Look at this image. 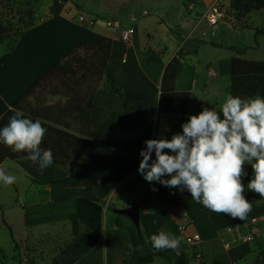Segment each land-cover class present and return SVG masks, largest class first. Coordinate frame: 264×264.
Masks as SVG:
<instances>
[{"label": "trees", "instance_id": "obj_1", "mask_svg": "<svg viewBox=\"0 0 264 264\" xmlns=\"http://www.w3.org/2000/svg\"><path fill=\"white\" fill-rule=\"evenodd\" d=\"M10 0H0V5ZM69 1V0H65ZM230 9L235 20L243 19L252 12L264 9V0H229ZM53 1L48 17H57L61 7ZM33 0H28L27 19L21 25L22 29L15 32L17 41L25 31L41 20L33 18L31 7ZM264 35V28L255 31V37ZM8 30L0 25V44L9 40ZM220 47V46H219ZM236 53L231 60L229 93L241 98L254 97L259 94L264 97V62L248 61L241 58L244 50L229 48ZM79 51L89 53L78 61L77 68L71 64V59ZM112 41L90 30L66 52L61 60L56 62L21 98L8 108L0 98V128L6 126L9 118L16 110L24 113L25 118L46 121V135L40 145L42 149H51L53 163L44 169L38 163L28 159V153L13 152L0 143V164L4 160L16 163L33 183L40 186L58 187L62 189L87 188L96 194L97 188L115 186L129 177L139 166L142 159L140 151L146 147L149 139V125L140 118L126 114L108 111L93 104L95 90L89 96H76L74 101L64 105L62 109L51 116L37 110L24 108L25 101L33 97L35 92L56 76H76L80 70L81 76L99 84L103 78L108 61L111 57ZM181 55V51L178 52ZM194 77L191 67H184L176 58L165 68L157 104L158 118L160 115L178 117L180 120L187 115L190 91ZM119 93L118 90H115ZM66 111L72 114L76 123L82 129L71 132L64 120ZM176 133H182L181 126L168 130V139ZM150 200H161L170 208L182 207L194 202L187 190L161 186L143 201L137 204L142 207ZM75 203V218L71 221L72 239L53 259L52 264H129L131 250L127 233L121 229L107 232L105 241V257L102 249L103 208L97 200L77 197ZM213 229L217 232L229 227L245 223L252 218L264 215V206H252L245 220L234 219L229 215H218L205 210ZM141 248L135 264H151L154 259H161L166 264H190L185 253V247L180 244L178 250H155L150 242L153 234H158L161 227L169 222L166 212L146 213L140 209ZM10 236V227L4 223ZM15 245V243L13 242ZM0 254L3 251L0 249ZM218 264V263H214ZM255 264H264V250Z\"/></svg>", "mask_w": 264, "mask_h": 264}, {"label": "crops", "instance_id": "obj_2", "mask_svg": "<svg viewBox=\"0 0 264 264\" xmlns=\"http://www.w3.org/2000/svg\"><path fill=\"white\" fill-rule=\"evenodd\" d=\"M43 1L45 0H34V3L40 4ZM206 5L207 3L202 5L203 9ZM191 6H193L192 10L187 7V11L190 13L195 9L194 4H191ZM254 14H262V20L260 21V18L258 20L259 24L253 23V18L250 13L242 19L241 27L231 26L232 32L234 33H248L253 46H250V44L240 46V44H235L234 42H232L233 44L225 45L220 42L205 40L203 39L204 36H195L194 33L201 31V29H199L201 26H203V29L205 28L204 30L208 32L214 30L216 33L222 23L221 21L215 27H209L205 24L198 25V22L197 24L193 23L191 31L194 29V33L185 43L187 49L184 51L186 54L184 59L177 58L178 61L184 67H192L187 64V61L189 62L192 56L198 55L201 50H206L208 47H211L216 51H229V55L225 56V59L229 62L230 67L231 60L236 56V53L228 50L229 48L244 50L245 52L241 58L250 61L246 58L248 54L247 52L264 51V35H258L255 37V31L260 29L258 25H262L264 28V9L254 12ZM79 17L82 16H76L69 9L65 12L62 11L57 17L47 16L24 32L17 41L12 53L4 54L3 50L0 51V98L8 108H11L56 62L63 58L66 52L85 34L86 31L90 30L107 37L112 41L111 57L108 61L103 78L94 94L93 104L108 111L134 117L135 111L130 110L132 109V107L130 108V104H133L137 108V100L139 99H134V95L136 94H133L127 85L131 82L132 87L138 88L136 90L137 93L140 89V87H138L140 86L139 82L135 79L133 74L129 73V75H125L117 70L116 64L118 63V58L116 59L115 57V42L104 32L106 29V23L104 22L105 25H103L100 23L102 21H96V25H92L90 20H86L82 17L84 21H80ZM94 26H97L99 29ZM166 27L173 36L174 34H177L175 33L177 26L173 27L167 25ZM190 32L188 35H190ZM201 35H203V33H201ZM118 40L120 41L119 38ZM124 44L128 45L126 43ZM130 46L132 47L128 49V53H132L134 60H136L139 66L144 64L146 65L145 67L151 68L150 71L154 72V79L152 80L153 86L159 88L158 85H160L165 68L176 56L174 53L176 51L175 47L177 48V40L175 39V47L171 51H167L166 49H161L159 51H137L134 49L133 41L130 43ZM120 61L122 64H126L124 56H121ZM205 63L208 64V61ZM220 63L221 60L215 62L216 66H220ZM194 72L198 74L196 68H194ZM224 76L229 78L230 87V68L229 72ZM119 79H122L126 83L124 82L125 84H123L119 82ZM197 84L198 81L193 79L189 103L191 96L197 92ZM115 90H118L119 93ZM31 99H33V97L28 98L24 103V108L27 110L33 108L29 102ZM65 122L67 123L66 120ZM71 132L77 133L74 131ZM152 154H154V151ZM170 154L172 153L170 152ZM5 161L8 160H4L0 166H3ZM139 174L138 170L134 171L122 183L116 185V188L111 186L97 188L96 194L87 188L56 189L58 187H53L51 189V192H53L52 195L48 193L40 194V197L35 203L21 204L20 197H18L19 206L16 218L19 221V229L16 234L14 225L10 222L9 218H7V221L12 227V246H9L10 251L9 253H6L0 245V249L3 251V254H0V264H52V261L57 254L72 239V234L70 237H66L64 230L66 225L71 224V221L75 218L76 214L75 209L73 213L65 215L63 209L57 210L56 208L50 210L47 207L51 205H60L63 207L66 204H69L66 200L72 201L70 202V206L72 205V207H75L74 201L77 197H86L91 200H96L97 197L105 194L109 188H112L115 192H119L123 196H132L137 188H135V186L132 187L131 184L132 182H136L139 185ZM129 187L132 189L129 190ZM144 196L145 195H140L136 199L144 198ZM152 201L154 202L157 200H151V202L140 209L150 214L163 211L168 214L170 220L161 227L160 230L172 233L174 236L181 239V244L185 247V253L190 259V264H255L261 252L264 250V240L253 245L241 244L238 243L236 239L238 236H241L242 233L228 234L224 230L219 232L215 231L206 215V208L202 204L194 201L182 207L170 208L163 201L159 200L162 202L160 208H154L153 204L155 203ZM66 216H68V218ZM110 222L109 231L113 229H121L127 233L130 245L132 246L130 248L131 255L129 264H135L140 254V250L133 251V249L141 248V226L137 229L130 219L118 214L112 216ZM4 223V220H2L0 224L4 226ZM178 227H184L186 235L198 234L200 236L201 243L198 246V251L201 254V259L196 260L192 258V249L184 243V236L177 232ZM106 234L102 236L104 257ZM225 242L230 243L229 249L224 248ZM155 260H157V258L154 259L151 264H154Z\"/></svg>", "mask_w": 264, "mask_h": 264}, {"label": "rangeland", "instance_id": "obj_3", "mask_svg": "<svg viewBox=\"0 0 264 264\" xmlns=\"http://www.w3.org/2000/svg\"><path fill=\"white\" fill-rule=\"evenodd\" d=\"M53 1L45 0L40 4L34 3L31 7L33 12V18L35 20H42L46 18L51 9H53ZM58 5L61 7V12H65L68 9L71 10L76 16L80 15L86 20H90L92 25H96V21H102L106 23V29L104 32L114 40L115 42V57L118 58L116 64L117 70L121 74L129 75L133 74L135 79L139 82L140 89L136 93L138 88L132 87L131 82L127 86L137 100V108L130 104L132 111H135L134 117L140 118L147 122L149 125V139H168V130L176 125L181 126L183 123L188 121L191 115L199 114L204 108H215L217 111L220 109V105L223 103L225 96L228 94L229 78L224 75L229 72V62L226 61V57L229 55V51L221 50L216 51L211 47L206 50H201L198 55L192 56L191 60L187 64L196 68L198 74L194 72L193 79L198 81L197 92L191 96L190 103L188 105L187 115L180 120L178 117L160 115L158 118L157 104L159 98V88L153 86L152 80L154 72H151V68L145 67L146 65H138L134 60L132 53H128V49L131 48L130 43L133 41L134 49L137 51H159L166 49L171 51L174 49L175 39L177 40V48L175 47V57L178 59H184L185 45L187 39L194 33L192 25L199 22V18L203 13V4L207 3L208 0H56ZM28 0H10L0 5V25L8 30L11 38L0 44V51L8 53L7 50L13 47L16 41L15 32L22 29L21 25L27 19V8ZM190 4L195 5V9L187 11V7ZM223 19L220 28L214 32L206 31L201 26V31L194 33L195 36H204L203 39L220 42L223 44H240V46H246L253 44L249 39L248 33H234L232 32L231 26H242V19L235 20V15L232 9H230V1L224 0L223 6ZM254 24H259L258 20H262V14L251 13ZM257 19H256V18ZM107 23L118 24L119 27L116 31H113V27H108ZM238 24V25H237ZM167 25L177 26L174 36L169 32ZM203 25V24H201ZM95 28L99 29L97 26ZM132 27L135 30L134 37L125 45L118 40L121 31ZM260 29H263L262 25H258ZM203 30V31H202ZM191 31V32H190ZM231 31V32H230ZM190 32V35L188 33ZM203 33V35H201ZM119 41V42H118ZM179 50L181 55H179ZM191 52V51H187ZM196 52V51H195ZM247 57L250 61H264V51L247 52ZM89 55L85 51H79L71 59V64L74 69L77 68L78 61L85 59ZM121 56H124L126 64H122L120 61ZM177 59V60H178ZM221 60L220 66H216L215 62ZM208 61V64L205 63ZM187 67V66H186ZM191 67V68H192ZM193 68V70H194ZM225 70V73H224ZM128 72V73H127ZM227 72V73H226ZM213 73V75H211ZM76 76H56L38 91L35 92L33 99L29 102L33 106L32 109L42 113H49L51 116H56L60 109L66 105L70 99L74 101L76 96H89L92 92L97 90L99 84H93L91 80H86L81 76L80 70L76 71ZM127 79V78H126ZM121 83L126 82L119 79ZM125 82V83H124ZM161 83V82H160ZM132 87V88H131ZM66 111L64 119L67 121V125L71 131L78 132L82 128L78 126L72 114ZM222 116V114H221ZM169 152V150H165ZM170 154V152H169ZM152 160H155V153L152 154ZM151 163V161H150ZM9 174L17 177L16 182L10 186H5L0 183V223L4 220L10 226L7 221L9 218L10 222L14 225L16 234L19 229V221L16 218L18 213V197H20L21 204L35 203L40 197V194L52 195L51 189L53 187L40 186L33 183L25 172L14 162L5 161L3 164ZM139 168V166H138ZM138 168L136 170H138ZM135 170V171H136ZM244 171L246 175L243 176L242 181L245 185V192L243 193L245 198L252 204V206H264V198L260 197L259 194L247 190L246 186L253 177V170L251 165L245 164ZM170 179V177H164ZM138 183L132 182L131 186L136 189L134 195H121L119 192H115L112 188H109L100 197H97V201L103 208V235L106 234L110 229L111 218L116 215L115 210L124 209L128 207L137 206L144 198L136 199L140 195L148 196L153 192V188H158L161 185L158 182H147L141 174H139ZM122 183V182H121ZM120 184V183H119ZM117 184V185H119ZM116 188L117 186H111ZM59 189V188H56ZM131 190L132 188H128ZM56 192V190H55ZM144 196V197H145ZM65 206L51 205L47 208L50 210L63 209L64 214L68 215L73 213L75 207L70 206L69 200H66ZM151 202V200L149 201ZM147 202L142 207L146 206ZM153 202V201H152ZM154 208H160L161 201H154ZM17 204V205H16ZM72 204V203H71ZM69 205V206H68ZM157 205V206H155ZM138 207V206H137ZM141 207V208H142ZM165 207V206H164ZM140 208V207H139ZM206 210H208L206 208ZM146 212V211H145ZM164 212V211H163ZM147 213V212H146ZM68 218V216H66ZM67 224V223H66ZM10 229L12 227L10 226ZM64 234L66 237L71 235V224L65 226ZM264 240V239H263ZM12 244V238L8 229L0 224V245L9 253L10 245ZM251 245V244H250ZM12 246V245H11ZM193 256V255H192ZM193 258V257H192ZM154 264H165L161 259L155 260Z\"/></svg>", "mask_w": 264, "mask_h": 264}, {"label": "clouds", "instance_id": "obj_4", "mask_svg": "<svg viewBox=\"0 0 264 264\" xmlns=\"http://www.w3.org/2000/svg\"><path fill=\"white\" fill-rule=\"evenodd\" d=\"M45 123L40 118H25L23 112L16 110L8 124L0 128V143L13 152L28 153L29 160L38 163L41 169L47 168L53 163V153L40 147L47 132ZM181 127L182 133L174 134L171 139L145 141L138 172L150 184L158 182L187 190L192 200L209 211L245 220L252 210V204L243 194L245 164L253 170L247 190L264 198V97L257 94L241 98L229 93L219 111L204 108ZM153 151L155 160H152ZM166 176L170 179H165ZM16 179L0 166V183L10 186ZM150 242L157 251H175L181 239L160 230L151 235ZM136 250L143 249H133Z\"/></svg>", "mask_w": 264, "mask_h": 264}, {"label": "built area", "instance_id": "obj_5", "mask_svg": "<svg viewBox=\"0 0 264 264\" xmlns=\"http://www.w3.org/2000/svg\"><path fill=\"white\" fill-rule=\"evenodd\" d=\"M224 0H208L206 7L204 8L203 13L199 18V24H205L209 27H215L223 19V6ZM193 6L188 5V9L192 10ZM80 21H84L82 17H79ZM108 27H113V31H116V28L119 27L118 24L112 26L111 23H107ZM135 30L130 27L126 30H123L119 34V39L123 43H130L134 37ZM213 75V73H211ZM228 234L242 233L241 236H238L236 241L241 244H257L258 242L264 239V215L259 217L252 218L251 220L236 225L234 227H229L224 229ZM177 232L184 236L183 240L186 245L192 249L193 258L196 260L201 259V254L198 251V246L201 243V238L198 234L186 235L184 227H178ZM224 248L229 249L230 243L225 242Z\"/></svg>", "mask_w": 264, "mask_h": 264}, {"label": "water", "instance_id": "obj_6", "mask_svg": "<svg viewBox=\"0 0 264 264\" xmlns=\"http://www.w3.org/2000/svg\"><path fill=\"white\" fill-rule=\"evenodd\" d=\"M101 24L105 25L104 22H100ZM115 213L118 215H122L127 217L128 219H130L132 221V223L134 224V226L139 229L140 228V208L137 206L134 207H128V208H124V209H119V210H115ZM178 250V248H177Z\"/></svg>", "mask_w": 264, "mask_h": 264}]
</instances>
